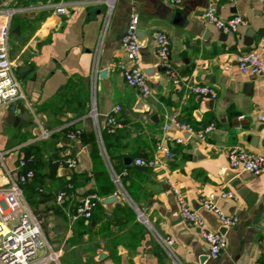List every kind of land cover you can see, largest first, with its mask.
<instances>
[{"label":"crops","instance_id":"0c3cea01","mask_svg":"<svg viewBox=\"0 0 264 264\" xmlns=\"http://www.w3.org/2000/svg\"><path fill=\"white\" fill-rule=\"evenodd\" d=\"M107 1L10 0L9 7L21 10L10 34V58L26 100L0 108V190L18 176L19 160L33 153L36 177L24 196L59 255L46 264H264V175L239 173L228 158L234 147L264 155V127L256 118L264 113V76L243 75L235 63L238 54L264 45L263 0H114L113 7ZM211 4L222 19L239 15L248 24L233 34L218 31L202 19ZM60 6L65 15L57 13ZM132 15L145 34L140 65L152 91L147 99L120 71L121 64L131 65L121 40ZM156 31L170 37L180 88L159 67ZM25 66L32 71L20 76ZM187 85L213 86L218 96L190 95ZM117 106L125 128L112 134L107 117ZM175 114L195 132L209 124L216 130L204 141L177 128L167 132ZM68 128L82 130L84 139H70ZM160 144L171 149L172 160L159 152ZM155 157L161 160L155 169L135 163ZM70 158L76 168L59 166ZM168 180L210 229L227 230L200 209V199H212L238 218L219 258H210L200 231L182 220ZM227 191L238 200L221 199ZM115 192L117 202L104 204ZM93 193L101 198L93 217L73 221ZM167 237L175 240L172 249L162 240Z\"/></svg>","mask_w":264,"mask_h":264},{"label":"built area","instance_id":"2783aa9c","mask_svg":"<svg viewBox=\"0 0 264 264\" xmlns=\"http://www.w3.org/2000/svg\"><path fill=\"white\" fill-rule=\"evenodd\" d=\"M167 1L173 4L181 2V0ZM107 3L110 7H113L114 0H108ZM9 6L10 0H0V108L9 107L26 100L23 86L16 75L17 66L10 58V34L13 29L14 18L21 13V10ZM57 13L65 15L67 10L64 6H60L57 8ZM262 18L264 19V11ZM202 19L208 25L214 26L218 31L226 34L236 33L241 27L248 24V21L239 15L230 19H222L215 4H211L202 14ZM139 23V17L132 15L129 26L122 36V49L131 65L121 64L120 71L127 85L136 89L143 98L147 99L151 96L152 91L148 77L140 65L142 45L138 36ZM153 39L156 44L159 67L164 70L167 78L176 87L180 88L181 78L170 59V37L164 32L156 31L153 33ZM235 63L243 75L264 76V45L258 50L238 54L235 57ZM187 92L190 95L211 100H215L218 96L216 89L210 85H187ZM121 111L122 108L117 106L107 117L106 124L112 134L125 128L124 122L118 117V113ZM256 118L264 127V113H258ZM245 119V115L238 117L239 122ZM173 128L195 134L203 141L216 130L214 124H209L195 132L188 124L179 120V114L169 117L165 125L167 132ZM47 136L48 133H43L42 137L46 138ZM68 137L72 140H82L84 139V132L78 129L70 130ZM183 142V138L176 139V143ZM158 150L167 160L173 159V152L167 145L160 144ZM228 158L231 169L239 173H247L254 177L264 175V155L262 154L234 147L230 150ZM35 159L32 154L21 158L17 167V170H19L18 176L16 178L11 177L8 186L0 190V264H46L58 262L59 260V256L44 235L42 222L28 206L22 189L24 184L36 177V171L33 168ZM135 163L140 167L155 169L161 165V160L159 157H155L153 160L138 159ZM58 164L62 168L74 169L78 163L76 159L70 158L59 160ZM127 174L125 171L122 175L126 176ZM120 179L121 176H118L117 183L122 187ZM69 187L72 188V186ZM168 187L175 196L182 220L190 227L200 231L201 237L209 247L210 258H219L228 248L226 235L207 226L200 211L188 202L185 194L175 182L168 180ZM114 195L118 196L119 194L115 192ZM220 198L223 200H238L236 194L232 191L223 192ZM57 201L63 205L66 201V194H59ZM100 201L101 198L96 193L86 196L76 208L75 214L71 217L72 220L77 221L80 218L90 220ZM199 206L201 210L213 213L218 218L221 226L227 230L235 228L239 223L236 216L226 213L212 199H200ZM141 217L143 216L141 215ZM162 240L169 249H172L175 245V240L171 237ZM41 251L44 252L42 256Z\"/></svg>","mask_w":264,"mask_h":264},{"label":"water","instance_id":"95a60500","mask_svg":"<svg viewBox=\"0 0 264 264\" xmlns=\"http://www.w3.org/2000/svg\"><path fill=\"white\" fill-rule=\"evenodd\" d=\"M138 36H139V40H140V43H141V45L143 46V40H144V36H145V34L143 33V32H139L138 31ZM32 71V66H25V67H21V68H19V70H18V74L20 75V76H23L25 73H28V72H31ZM145 74L146 75H148V72H145ZM29 115L27 114V117H26V119L28 118L29 119ZM117 199H118V196H116V195H114V196H112V197H108V198H106L104 201H103V203L104 204H113V203H115V202H117ZM39 220H41V218H39ZM226 231L227 230H222V231H220L222 234H225L226 233Z\"/></svg>","mask_w":264,"mask_h":264},{"label":"trees","instance_id":"16d2710c","mask_svg":"<svg viewBox=\"0 0 264 264\" xmlns=\"http://www.w3.org/2000/svg\"><path fill=\"white\" fill-rule=\"evenodd\" d=\"M68 130L70 131V130H76V129H72V128H68ZM31 154H33V153H31ZM30 155V154H29ZM28 184H29V182L27 183V184H24L23 186H22V189H23V193L25 192V187L26 186H28ZM72 186V188L74 187L73 185H71ZM71 188V189H72ZM84 219V218H83ZM82 226H84V221H81V223H80Z\"/></svg>","mask_w":264,"mask_h":264},{"label":"rangeland","instance_id":"374dc122","mask_svg":"<svg viewBox=\"0 0 264 264\" xmlns=\"http://www.w3.org/2000/svg\"><path fill=\"white\" fill-rule=\"evenodd\" d=\"M16 75H17V73H16ZM18 77V76H17ZM18 80H19V82L22 84V79L20 78V77H18ZM22 86H23V84H22Z\"/></svg>","mask_w":264,"mask_h":264},{"label":"bare ground","instance_id":"6f19581e","mask_svg":"<svg viewBox=\"0 0 264 264\" xmlns=\"http://www.w3.org/2000/svg\"><path fill=\"white\" fill-rule=\"evenodd\" d=\"M58 255V254H57ZM59 256V255H58Z\"/></svg>","mask_w":264,"mask_h":264}]
</instances>
